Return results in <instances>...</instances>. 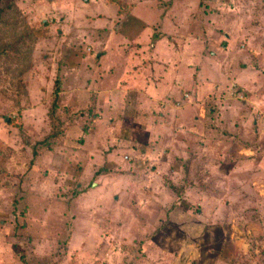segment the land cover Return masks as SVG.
Returning <instances> with one entry per match:
<instances>
[{
  "label": "rangeland",
  "instance_id": "1",
  "mask_svg": "<svg viewBox=\"0 0 264 264\" xmlns=\"http://www.w3.org/2000/svg\"><path fill=\"white\" fill-rule=\"evenodd\" d=\"M175 1L0 0V264H264V0Z\"/></svg>",
  "mask_w": 264,
  "mask_h": 264
},
{
  "label": "crops",
  "instance_id": "2",
  "mask_svg": "<svg viewBox=\"0 0 264 264\" xmlns=\"http://www.w3.org/2000/svg\"><path fill=\"white\" fill-rule=\"evenodd\" d=\"M175 2H183V0H176ZM133 3L136 4L135 8L138 5H142L143 4L147 8H153L156 11H165L167 9L166 5L163 2V0H133ZM174 3H173L172 6H174Z\"/></svg>",
  "mask_w": 264,
  "mask_h": 264
},
{
  "label": "trees",
  "instance_id": "3",
  "mask_svg": "<svg viewBox=\"0 0 264 264\" xmlns=\"http://www.w3.org/2000/svg\"><path fill=\"white\" fill-rule=\"evenodd\" d=\"M4 13L7 14L8 12L5 11ZM10 50L12 52L16 53V51H17V41H15L12 44L0 43V56H1L2 52H7V51H10ZM1 58H3V55L1 56ZM4 58H7V56L4 55Z\"/></svg>",
  "mask_w": 264,
  "mask_h": 264
}]
</instances>
